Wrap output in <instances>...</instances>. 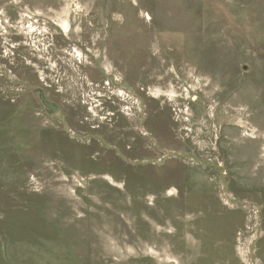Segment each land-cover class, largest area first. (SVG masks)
<instances>
[{"label":"rangeland","instance_id":"rangeland-1","mask_svg":"<svg viewBox=\"0 0 264 264\" xmlns=\"http://www.w3.org/2000/svg\"><path fill=\"white\" fill-rule=\"evenodd\" d=\"M0 264H264V0H0Z\"/></svg>","mask_w":264,"mask_h":264},{"label":"water","instance_id":"water-1","mask_svg":"<svg viewBox=\"0 0 264 264\" xmlns=\"http://www.w3.org/2000/svg\"><path fill=\"white\" fill-rule=\"evenodd\" d=\"M38 99L48 114H54L57 111V106L55 104L47 102L43 92L40 91L38 93Z\"/></svg>","mask_w":264,"mask_h":264},{"label":"bare ground","instance_id":"bare-ground-1","mask_svg":"<svg viewBox=\"0 0 264 264\" xmlns=\"http://www.w3.org/2000/svg\"><path fill=\"white\" fill-rule=\"evenodd\" d=\"M62 28H63V30H65V27L64 26Z\"/></svg>","mask_w":264,"mask_h":264},{"label":"trees","instance_id":"trees-1","mask_svg":"<svg viewBox=\"0 0 264 264\" xmlns=\"http://www.w3.org/2000/svg\"><path fill=\"white\" fill-rule=\"evenodd\" d=\"M39 91V90H38ZM40 92V91H39Z\"/></svg>","mask_w":264,"mask_h":264}]
</instances>
